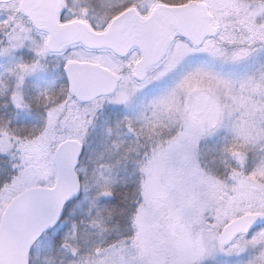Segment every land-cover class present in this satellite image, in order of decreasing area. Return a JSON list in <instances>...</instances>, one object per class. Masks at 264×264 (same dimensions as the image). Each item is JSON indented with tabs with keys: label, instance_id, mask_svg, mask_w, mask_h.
<instances>
[{
	"label": "snow or ice",
	"instance_id": "obj_1",
	"mask_svg": "<svg viewBox=\"0 0 264 264\" xmlns=\"http://www.w3.org/2000/svg\"><path fill=\"white\" fill-rule=\"evenodd\" d=\"M0 264H264V0H0Z\"/></svg>",
	"mask_w": 264,
	"mask_h": 264
}]
</instances>
